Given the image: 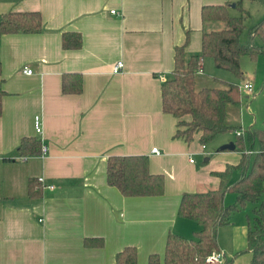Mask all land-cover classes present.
Segmentation results:
<instances>
[{"label": "crops", "instance_id": "1", "mask_svg": "<svg viewBox=\"0 0 264 264\" xmlns=\"http://www.w3.org/2000/svg\"><path fill=\"white\" fill-rule=\"evenodd\" d=\"M238 1L0 0V19L10 11L43 18L40 33L0 37V264H116L130 245L147 264L151 254H164L170 233L195 236L201 226L178 214L183 194L217 189L211 173L237 165L242 153L219 149L209 157L200 134L176 136L179 120L163 111L162 85L176 47L201 52L203 6ZM65 32L80 33L81 46L64 48ZM77 78L82 92H64V80ZM34 137L47 153L22 158V140ZM112 155L148 156L150 172L164 176V192L125 196L109 185ZM199 155H208L201 167ZM34 178H43L41 198L29 196ZM229 226L218 231L225 262L221 235ZM86 238L101 245L86 246Z\"/></svg>", "mask_w": 264, "mask_h": 264}, {"label": "trees", "instance_id": "2", "mask_svg": "<svg viewBox=\"0 0 264 264\" xmlns=\"http://www.w3.org/2000/svg\"><path fill=\"white\" fill-rule=\"evenodd\" d=\"M244 1L239 0L235 7L231 2L204 5L202 20L204 24H215V27L209 31L204 30L201 52L189 55L185 45L176 47L175 68L171 78L162 85L163 111L179 120L176 136L192 141L196 134H200V142L207 145L219 133L237 129L227 123V117L229 105L241 102V87L217 78L223 87L197 89L196 77L206 57H211L216 66L242 76V57L255 60L259 55L264 56V18L249 28V40L241 37L250 15ZM233 8L239 10L240 14H233ZM42 30L40 11H10L0 19V37L6 34H34ZM256 37H259L260 44L255 42ZM81 44L80 33L63 34L64 48L74 49ZM1 69L0 63V74ZM63 90L67 93H81V79L77 78L76 82L70 84L64 80ZM4 95L5 91L0 85V116ZM248 133L251 141L259 140V153L254 155L244 152L243 148L237 149L239 145L242 146L241 139L238 140L236 150L242 153L240 162L237 165L227 164L224 170L211 173L219 180L218 188L185 192L182 196L178 214L197 222L201 226L200 230L195 232L193 238L170 233L164 254H151L147 264H204L208 255L220 250L219 229L231 224L233 214L247 203H259L264 194V129L251 128ZM41 146L40 138H25L19 150L23 157H29L38 155ZM235 169H239L241 175L239 180L232 182ZM107 182L125 196L161 195L165 185L162 174L150 172L149 157L146 155L110 156L107 160ZM28 188L30 197H42L43 184L37 178L30 179ZM231 191L237 195V203L226 205L225 195ZM249 225L246 251L251 253V260L248 264H264L263 204L254 208L253 221ZM101 241V238H86L85 244L99 246ZM116 264H139L137 247L126 246L116 255Z\"/></svg>", "mask_w": 264, "mask_h": 264}, {"label": "rangeland", "instance_id": "3", "mask_svg": "<svg viewBox=\"0 0 264 264\" xmlns=\"http://www.w3.org/2000/svg\"><path fill=\"white\" fill-rule=\"evenodd\" d=\"M245 8L248 9L250 15L246 20V28L242 33L243 40H249V28L254 24L260 22L264 18V2L262 0H245ZM233 14L239 15L240 11L233 8ZM215 27V24H205V30L209 31ZM255 42L261 43L259 37L255 38ZM202 72H199L196 77L197 89L203 87H223L222 82L218 79H224L241 87V102L238 105H229L227 123L235 126L237 129L219 133L211 142L204 148L211 152L209 157L215 156L216 152L223 145L234 142L238 143L241 139L242 146L239 145L237 149H242L248 152L253 149L256 155L260 151L259 140L251 141L249 138V130L251 128L264 129V56L259 55L255 60L245 56L241 59L242 76H238L230 70L216 66L211 57H206L203 61ZM218 78V79H217ZM245 82H251L252 90L243 88ZM185 128V127H184ZM240 133V134H239ZM241 135V136H239ZM229 153H235L238 157L239 150H231ZM239 152V153H238ZM208 156V155H207ZM205 155L195 156L198 161V166L205 165ZM205 173V172H204ZM202 173V175L204 174ZM241 172L235 169L232 174L231 181L239 180ZM227 195V197H226ZM225 195L226 205L237 203V195L234 192H228ZM260 204L264 205V194L259 203H247L233 214L232 226L225 228L221 235V243L225 245L227 252L228 264H248L251 259V254L247 252V233L249 224L253 221L254 208ZM188 237V236H187ZM189 238H193L189 237ZM237 247V251H234ZM222 262L220 264H226Z\"/></svg>", "mask_w": 264, "mask_h": 264}, {"label": "built area", "instance_id": "4", "mask_svg": "<svg viewBox=\"0 0 264 264\" xmlns=\"http://www.w3.org/2000/svg\"><path fill=\"white\" fill-rule=\"evenodd\" d=\"M123 67H124L123 61L118 62L117 65L114 67V73L121 72ZM23 71H24V73H27V74H32L33 73V69L28 67V66H25ZM200 72H202V70H200ZM252 87H253V85H252L251 82H245L243 84V88H245V89L252 90ZM35 129H36L37 133H41L42 132V119H41L40 116H36L35 117ZM47 151H48L47 145L42 143L40 154L44 155V154L47 153ZM153 151L159 153L158 148H154ZM247 153L255 154V151L254 150H249ZM22 158H23V156H22ZM191 161L193 162L194 159H191ZM39 181L42 182L43 178L39 179ZM51 188H53V187H51ZM223 261H224V253L221 250H216V251H213L210 255H208V257L206 258L204 264H220Z\"/></svg>", "mask_w": 264, "mask_h": 264}, {"label": "water", "instance_id": "5", "mask_svg": "<svg viewBox=\"0 0 264 264\" xmlns=\"http://www.w3.org/2000/svg\"><path fill=\"white\" fill-rule=\"evenodd\" d=\"M232 6L235 7L236 6V3H233ZM236 147H237L236 144L234 142H232V143L223 145L222 147H220V150H227V149H229V150H235Z\"/></svg>", "mask_w": 264, "mask_h": 264}]
</instances>
